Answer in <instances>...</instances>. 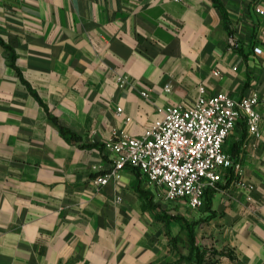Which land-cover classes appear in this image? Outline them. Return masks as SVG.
I'll return each mask as SVG.
<instances>
[{"label": "crops", "instance_id": "1", "mask_svg": "<svg viewBox=\"0 0 264 264\" xmlns=\"http://www.w3.org/2000/svg\"><path fill=\"white\" fill-rule=\"evenodd\" d=\"M257 8L264 0H0V264H192L166 231L161 188L130 166L95 180L113 168L114 136H141L161 109L193 106L201 86L257 92L261 137L238 118L224 150L241 169L202 208L173 202L198 223L210 264H264Z\"/></svg>", "mask_w": 264, "mask_h": 264}, {"label": "built area", "instance_id": "2", "mask_svg": "<svg viewBox=\"0 0 264 264\" xmlns=\"http://www.w3.org/2000/svg\"><path fill=\"white\" fill-rule=\"evenodd\" d=\"M257 11L264 13L260 8ZM142 96L148 97L149 90H143ZM258 104L257 92L236 99L226 92L209 96L201 86L193 106L175 104L161 109L162 119L141 136H114L106 144L113 168L95 182L104 186L130 166L163 189L167 200H183L192 209L202 208L207 191L216 190L225 174L241 169L224 150L238 118L245 116L249 132L261 137Z\"/></svg>", "mask_w": 264, "mask_h": 264}, {"label": "rangeland", "instance_id": "3", "mask_svg": "<svg viewBox=\"0 0 264 264\" xmlns=\"http://www.w3.org/2000/svg\"><path fill=\"white\" fill-rule=\"evenodd\" d=\"M157 199L162 202L164 206V215L166 221V231L170 232L171 228L178 230V239L185 248H190L188 241V232L184 221L186 220L184 214H188L190 210L186 207H179L173 201H169L165 198L164 190H157ZM185 209L184 211H182ZM184 215V216H183ZM178 218V219H177ZM187 221V220H186ZM194 223V222H193ZM191 223V224H193ZM198 224V223H197ZM196 229V228H195ZM187 234V235H186ZM183 248V247H182ZM213 254V250H211ZM187 256V255H182Z\"/></svg>", "mask_w": 264, "mask_h": 264}, {"label": "trees", "instance_id": "4", "mask_svg": "<svg viewBox=\"0 0 264 264\" xmlns=\"http://www.w3.org/2000/svg\"><path fill=\"white\" fill-rule=\"evenodd\" d=\"M60 129H61V132L64 135L68 136V138L71 141H76V142L81 141V137L72 133L70 130H67L63 127H61ZM87 146L89 147L91 145L89 144ZM208 191H211V190H208ZM184 223L188 231V241L190 245V253L187 256H182V258H185L186 260L190 261L192 264H210L212 262V259L211 258L210 260L207 259L208 250L206 248H202L197 243L196 230H195L197 223L190 224L186 220L184 221ZM213 254H217V252H214Z\"/></svg>", "mask_w": 264, "mask_h": 264}]
</instances>
